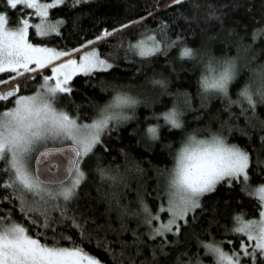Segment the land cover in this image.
Masks as SVG:
<instances>
[{
	"label": "snow or ice",
	"instance_id": "snow-or-ice-1",
	"mask_svg": "<svg viewBox=\"0 0 264 264\" xmlns=\"http://www.w3.org/2000/svg\"><path fill=\"white\" fill-rule=\"evenodd\" d=\"M88 2L89 0H51L50 3L41 0H6L7 6L13 9L22 4L33 10L38 17V22L34 25L21 12V19L14 26H9L6 13L0 11V73L6 76V79H0V84H9L29 73L33 74L35 80L37 70H41L38 74L40 82L34 84V90H28V81L24 80L0 91V203L7 201L12 205L5 209L6 215H0V264H103L83 244L86 237L90 243L102 228L113 230L111 217L106 226L96 224L95 216L80 209V190L87 176L83 165L87 158L95 156V167L91 170L98 173L101 182H110L109 189H114L120 183L127 186L125 174L128 171H135L139 176L144 174L139 162L130 159L124 149H121L125 157L123 170L119 165L101 164L102 154L96 151L97 147L102 145L105 149L108 148L105 135L111 134L113 129L118 131L119 125L134 114L135 106L140 101L137 96L124 91L123 85L118 86L113 81L103 79L107 74L105 70L113 68V57L117 52H109L106 58L98 53L96 47L85 50L86 46L103 41L118 30L125 29L133 21L119 24L110 31L104 29L92 39L85 38L77 47L67 49L49 47L43 42H33L30 38L32 27L38 37L60 32L62 24L67 27L65 20L49 19V10L53 6H67L70 9L68 14L71 15L75 12L74 6L83 8ZM183 3L184 0H170V4L175 5L177 10ZM156 6L159 7V3ZM193 6L199 7L197 4ZM85 14L81 11L71 16L73 29L78 28L79 19ZM207 15L209 18L216 17L223 23L224 14L218 12L215 6H208ZM179 16L188 19L184 12H179ZM138 19L144 20L143 17ZM233 32L235 29H229V33ZM258 35H264V26L253 28L251 41H246L244 35L235 33L234 43L238 52L241 49L245 52L252 50ZM160 36V40L151 36L150 44L144 40L135 43L130 41L125 49V58H129L131 53L141 58L139 62L142 65L149 64L160 52H166L170 44L177 42L181 45V57H189L194 61L198 58L200 63H204L207 55L205 68L209 75L200 77L199 94L202 102L210 95H219L228 106L239 104L241 112L238 115L245 117L244 128L250 126L260 132V148L264 149V118L258 113V109L264 107V62L257 61L255 56L243 62L239 55L210 56L207 49L189 47L179 34L172 41L166 28L161 31ZM123 39L121 36L118 41L110 42L111 46L114 49L122 46ZM260 51H264V48ZM153 53L157 56H153ZM245 68L248 69V75L238 87L237 97L233 100L230 86ZM78 74H84L86 84H98L101 91L111 88L114 95L103 104L88 97L87 105L91 112L85 111L72 98L76 90L73 78ZM151 82L159 85L162 92L167 91L170 83L163 74L157 78L155 73ZM65 100L68 103L61 105V101ZM69 105L75 107L74 113ZM161 116L165 124L183 130V109L175 103L172 108L157 113V121ZM159 127V124H149L143 134L144 147L149 151L153 142L160 138ZM225 128L229 133L233 128L241 130L238 121L231 122V115L227 119H221L220 127L216 130L208 125L190 129L182 137L181 147L173 156V164L166 167L153 166L157 176L155 198L161 202L155 211L144 198L142 184L137 188L138 207L135 209L121 204L118 192L105 191L100 184L96 186L97 201L104 200L108 205L102 215L107 216L112 211L113 202L120 210L117 219L121 221V231L128 230L125 217L138 219L137 228L132 229L131 244L123 242L118 252L103 245L115 264H125V249L132 245L136 247L138 255L142 254L144 247L150 252L141 264H161V257L165 258L167 264L166 258L173 250L181 243L190 242L193 236L198 245H203L205 254H212L214 264H264V183L252 186L250 152L237 143L228 142V136L224 134ZM202 133L207 135H201ZM246 134L251 138L252 133ZM259 163L257 150V168ZM260 171L264 174V169ZM221 184L228 185L230 191L233 187H239L242 193L257 195L260 202L258 218H245L243 212H236L232 216L233 226H223L225 237L232 233L233 240H216L213 236L212 240L204 241L200 239V232L212 235V225L219 227V215L215 207L205 209L202 197L212 193ZM14 208L19 209L21 216L27 217L28 226L14 219ZM55 211L59 212V216L53 214ZM162 212H166V220L162 219ZM205 212L211 213L208 227L197 230L195 225L200 223ZM90 221L94 225L92 231L88 229ZM141 225H144V231L138 232ZM33 228L35 234H32ZM64 228L77 230L79 242L67 235ZM187 230H191V236ZM181 233L188 237L187 241L181 240ZM145 236L147 240L144 239ZM237 237L238 248L235 247ZM60 239L71 241V244H61ZM100 243L97 239V246ZM225 243L233 245L230 251H225ZM175 255L179 264H204L199 250L193 254L195 261L191 256L186 261L180 260L181 256L188 255L187 249L176 252ZM127 260L131 264L134 257L127 255Z\"/></svg>",
	"mask_w": 264,
	"mask_h": 264
},
{
	"label": "trees",
	"instance_id": "trees-1",
	"mask_svg": "<svg viewBox=\"0 0 264 264\" xmlns=\"http://www.w3.org/2000/svg\"><path fill=\"white\" fill-rule=\"evenodd\" d=\"M51 1V0H43ZM159 3V7H157ZM193 4L199 5L194 7ZM215 6L217 11L224 14L223 23L221 20L207 15L208 6ZM75 12L71 15L68 13L70 9L64 5H55L49 10V19L51 21L65 20L67 27L60 25L61 31L57 33H49L47 36L38 37L35 35L34 27L30 31V38L33 42H43L49 47H77L78 43H83L85 38L92 39L100 31L108 29L109 31L117 27L119 24H127L128 21H133L127 25L125 29H120L113 33L103 41L94 42L91 46H86L85 50L91 47H96L99 54H103L107 58L109 52H117L113 57L114 65L112 69L105 70L106 75L103 79L113 81L116 85H123L124 91L131 92L138 96L140 103L135 106L134 114L119 125V130L113 129L111 134L105 135V143L108 148L105 149L102 145L98 146L96 151L102 154V165H119L123 170L125 167V157L121 153L124 149L129 154L130 159L139 162L144 169L143 176H139L135 171H128L125 174L126 184H118L114 189H109V181L101 182L98 173L92 171L95 167V156L87 158L83 167L87 170L86 181L80 190V200L78 201L80 209L86 214L96 217V224L107 225L108 218L111 217V225L113 230H107L106 227L98 230L91 242H88L87 237L84 240L83 246L86 250L97 255L103 264H115L111 255L106 251L103 245H107L114 252H118L123 242L131 244L133 240L132 229L137 228L138 219L134 217H125L128 230L121 231V221L117 219V213L120 211L113 202L112 211L108 215H102L105 208L108 206L104 200L97 201V185L100 184L105 191H115L120 195V203L129 206V209L138 207L137 188L143 185L144 198L149 206L155 211L159 203L156 197L155 186L157 184L156 173L153 166L166 167L173 164V156L181 144L184 133L190 129L204 127L205 125L217 126L221 119H227L231 115V122H239L241 130L233 128L232 132L225 130V135L228 136L230 143H237L245 147L250 152L251 167L253 174L250 183L257 185L264 182V174L260 169H264V149L260 148V132L250 126L246 129L245 117L238 115L241 112L239 104L227 105V102L221 100L219 95H210L202 102L199 90L201 89L200 77L209 75L205 68L207 63V55L204 63H200L199 59L193 60L189 57H181L179 55L181 45L179 42L170 44L167 51L153 56H157L149 64H141L139 56H133L129 53V58H125V49L131 41L135 43L138 40L145 39L150 36H155L157 40L162 39L160 33L165 28L167 35L172 41H175L177 34L183 37L184 42L189 47L194 49H207L210 56L222 57L225 54L230 56L239 55L241 62L251 60L253 56L257 61L264 62V35H258L254 41V48L248 52L241 49L239 52L235 46V33H240L245 36L246 41H251V32L253 28L264 26V0H184L181 8L177 10L175 5L170 4V0H89L83 8L74 6ZM0 11H4L9 19V26H14L19 19L20 13H24V17L30 18L33 22H38V17L31 9H27L25 5L18 4L15 9L7 6L6 0H0ZM85 12L78 22V28L73 29L71 24V16L79 12ZM29 12L31 16L29 17ZM179 12H184L188 19L179 16ZM150 13V15H149ZM143 17L144 20L138 18ZM145 22H147L145 24ZM166 22V24H165ZM159 26V27H158ZM229 29H235V32L229 33ZM123 37V44L118 48H113L110 42H116L120 37ZM167 43V42H166ZM255 66V62H254ZM175 68V71H173ZM141 69V71H137ZM41 71V70H40ZM39 70H37L36 79L33 80V74L29 73L21 76L9 84H0V91H4L7 87L20 81L27 80V89L34 90V84L39 83ZM159 78L161 74L167 77L170 81L167 91L162 92L159 85L148 87V81L152 79L153 74ZM13 75H15L13 73ZM248 69L245 68L236 81L230 86V94L232 99L237 97L238 87L242 85ZM0 79H6L4 73H0ZM75 91L72 98L77 104H81L85 111L91 112L87 105V98L91 97L100 104L108 101L114 95L112 89L101 91L98 84L88 83L84 81V74H78L74 77ZM99 79V77L97 78ZM211 92L212 90H208ZM170 93H176L173 96ZM68 103L67 100L61 101V105ZM174 103L183 109V130L172 128L165 124L163 118L159 121L156 119L157 113H162L173 107ZM70 110L74 113L75 107L69 105ZM261 118H264V107L258 109ZM149 124H159L158 128L160 138L153 142L151 151L144 147L142 139ZM252 133L251 138L246 133ZM139 141V142H138ZM170 143V146H169ZM257 150H259L260 163L257 165ZM151 162V163H149ZM2 167V165H0ZM87 193L88 195H85ZM151 193V195H149ZM205 209L217 208L219 215V227L213 224L209 235L208 232H200V239L204 241L212 240L213 236L216 240H233V234L224 235V225L230 227L232 216L236 212H243L245 217H258L260 202L259 200L248 193H242L239 187H233L229 190V186L221 184L217 186L212 193L205 194L202 197ZM12 207L7 201L0 203V215H6L5 209ZM255 210V211H254ZM59 216V212L53 213ZM210 212L203 214L200 223L195 225L197 230L208 227V218ZM13 217L29 225L27 217H23L19 213L18 208L13 209ZM71 221L68 222L70 224ZM90 231L94 230V225L90 221L88 225ZM60 230H58L59 233ZM63 231L72 236L79 242V232L70 228H64ZM138 232L144 231V225H141ZM191 236V230H187ZM32 234H35L33 228ZM180 238L182 241H187L183 233ZM97 239L100 240V246H97ZM147 240V236L144 237ZM51 243V239H49ZM61 244H71V241L60 239ZM225 251H230L233 245L225 243ZM235 247H239V238L235 240ZM187 249L188 255L181 256V261L188 260L189 256L195 261L193 255L199 250L200 259L204 264H214V258L210 253L205 254L203 245H198L193 236L188 243H181L172 254L166 258L167 264H179L176 252ZM127 255L134 257L131 264H141L145 256H149L150 252L147 247L143 248L142 254L136 253L134 245L125 249ZM125 256V264H129ZM161 264H165V258L161 257Z\"/></svg>",
	"mask_w": 264,
	"mask_h": 264
},
{
	"label": "rangeland",
	"instance_id": "rangeland-1",
	"mask_svg": "<svg viewBox=\"0 0 264 264\" xmlns=\"http://www.w3.org/2000/svg\"><path fill=\"white\" fill-rule=\"evenodd\" d=\"M41 2H48V3H50L51 1H43V0H41ZM151 37V36H150ZM150 37H147V38H145V39H142V40H144V42L145 43H151L152 41H151V39H150ZM30 67H34V65H30ZM40 71V70H39ZM50 74V73H49ZM209 82H211V81H209ZM148 87H150V88H152V86H154L153 84H152V82H151V79L148 81ZM129 94H131V95H133V96H136V94H133V93H131V92H129ZM138 97V96H137ZM140 103V102H139ZM138 103V104H139ZM137 104V105H138ZM136 105V106H137ZM161 118H163V117H161ZM164 119V118H163ZM209 125H211V123L210 124H208V126ZM220 127V122H219V124L217 125V126H212L211 128L213 129V130H216V129H218ZM225 130H227V128H225L224 129V133H225ZM201 135H204V136H206L207 135V133H202ZM229 142V141H228ZM181 147V144H180V146L178 147V149ZM264 164V163H263ZM157 177V176H156ZM161 182H162V178H161ZM264 183V182H263ZM261 184V183H260ZM258 185V184H257ZM257 185H253L252 184V186L253 187H256ZM254 197H256L257 199H258V196L257 195H253ZM259 200V199H258ZM160 204V203H159ZM161 217H162V219H164V220H166L167 219V214H166V212H162L161 213ZM245 218H247V217H245ZM256 218H258V217H256ZM156 223H158V221L156 222ZM233 226V220H232V223L230 224V227H232ZM242 235V234H241ZM246 239V238H245ZM211 254V253H210ZM212 255V254H211Z\"/></svg>",
	"mask_w": 264,
	"mask_h": 264
}]
</instances>
